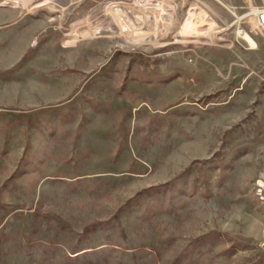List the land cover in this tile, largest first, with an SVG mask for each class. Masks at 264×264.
<instances>
[{"label":"rangeland","instance_id":"obj_1","mask_svg":"<svg viewBox=\"0 0 264 264\" xmlns=\"http://www.w3.org/2000/svg\"><path fill=\"white\" fill-rule=\"evenodd\" d=\"M221 1L0 0V264H264V0Z\"/></svg>","mask_w":264,"mask_h":264},{"label":"bare ground","instance_id":"obj_2","mask_svg":"<svg viewBox=\"0 0 264 264\" xmlns=\"http://www.w3.org/2000/svg\"><path fill=\"white\" fill-rule=\"evenodd\" d=\"M28 1L29 0H24V3L26 4L28 3ZM218 1L220 3H223L221 0H218ZM124 6L125 4L124 5L119 4L115 6V10H112L110 12L112 20L120 28V34L122 35L121 37H123L125 41L129 43H133V44H140L141 42L139 38L141 37V35L148 34V33L147 32L145 33L143 26L136 25V23L129 16ZM129 9L132 11H136L134 10L133 6H129ZM137 14L139 17H141V14H139L138 12ZM232 14L236 16V20L234 23H238L241 17L238 16L233 11H232ZM210 18L211 17H209V15L202 9H199L198 13L194 12L193 14H191L186 23L185 29L176 38V42L183 43V44H193V45L211 44L213 41L212 30L213 29L215 30L216 27L213 24L211 25ZM210 27H212V30L210 29ZM238 35L242 37L248 45L249 43L247 39H245L246 35L252 37L255 40V38L248 31H245L240 26L238 29ZM255 42L257 44L256 40ZM256 48H258V44ZM256 48H252V49H256ZM261 185L264 186V183L261 182Z\"/></svg>","mask_w":264,"mask_h":264},{"label":"built area","instance_id":"obj_3","mask_svg":"<svg viewBox=\"0 0 264 264\" xmlns=\"http://www.w3.org/2000/svg\"><path fill=\"white\" fill-rule=\"evenodd\" d=\"M253 14L257 18L259 27L264 31V6L257 7Z\"/></svg>","mask_w":264,"mask_h":264},{"label":"crops","instance_id":"obj_4","mask_svg":"<svg viewBox=\"0 0 264 264\" xmlns=\"http://www.w3.org/2000/svg\"><path fill=\"white\" fill-rule=\"evenodd\" d=\"M224 1L229 2V4L233 6H249L254 3L252 0H224ZM245 2H249V3H245ZM251 50H254V49H251Z\"/></svg>","mask_w":264,"mask_h":264}]
</instances>
